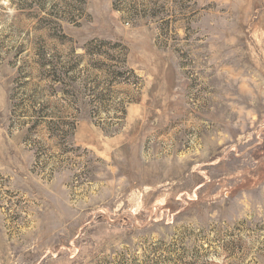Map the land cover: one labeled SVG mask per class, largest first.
<instances>
[{
    "label": "rangeland",
    "instance_id": "obj_1",
    "mask_svg": "<svg viewBox=\"0 0 264 264\" xmlns=\"http://www.w3.org/2000/svg\"><path fill=\"white\" fill-rule=\"evenodd\" d=\"M0 264H264V0H0Z\"/></svg>",
    "mask_w": 264,
    "mask_h": 264
}]
</instances>
